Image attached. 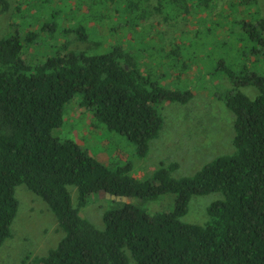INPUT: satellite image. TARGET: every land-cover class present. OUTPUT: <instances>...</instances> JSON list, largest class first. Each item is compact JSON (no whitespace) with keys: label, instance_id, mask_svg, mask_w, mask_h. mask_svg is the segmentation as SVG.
<instances>
[{"label":"trees","instance_id":"trees-1","mask_svg":"<svg viewBox=\"0 0 264 264\" xmlns=\"http://www.w3.org/2000/svg\"><path fill=\"white\" fill-rule=\"evenodd\" d=\"M86 1L82 4L90 8H109L101 19L126 17L124 26L133 30L155 13L188 18L218 5V0H156L155 6L151 0ZM257 2L229 0L227 8H257ZM8 8L0 0V13ZM257 11L259 17L245 23L246 31L262 42L264 14ZM76 32L80 41L87 40L86 28ZM33 39L30 34L28 40ZM23 48L17 36L0 41V247L11 237L19 210L16 187L26 185L49 206L65 233L33 264H129L130 257L136 264H264V77L247 70L237 77L224 67L235 87L217 96L235 115L234 154L216 158L190 177L175 178L174 162L142 180L133 176L131 164L111 169L77 143L56 137L65 106L80 95L82 106L94 109L109 131L126 136L146 157L164 126L158 106L186 104L194 92L151 82L120 46L93 56L65 47L63 54L35 67ZM173 48L175 54L182 45ZM243 86L255 87L258 96L251 99L239 89ZM69 186L78 189L77 207ZM99 193L129 199L104 213L102 230L80 214ZM168 193L175 195L170 212L150 213L133 203ZM210 193L222 198L209 205L208 222L182 221L191 198Z\"/></svg>","mask_w":264,"mask_h":264},{"label":"rangeland","instance_id":"rangeland-1","mask_svg":"<svg viewBox=\"0 0 264 264\" xmlns=\"http://www.w3.org/2000/svg\"><path fill=\"white\" fill-rule=\"evenodd\" d=\"M6 1L9 8L0 13V41L19 37L23 55L32 67L63 54L65 47L93 56L120 46L151 82L194 92L186 104L158 106L164 126L150 142L146 157L139 156L136 144L126 136L109 131L96 118L94 109L82 106L80 95L65 106L63 125L54 130L56 137L77 143L111 169L131 164L133 176L142 180L152 178L162 164L174 162L178 163L173 172L175 178L190 177L216 158L234 154L235 115L218 96L235 87L225 75L224 67L237 77L244 70L264 77V34L262 42L251 39L245 24L259 17L257 8L264 14V0H257V8L239 9H228L229 0H218L213 12H194L188 18H165L155 13L137 30L124 26L126 17L101 19L109 8H90L82 4L86 0ZM151 4L155 6L156 0H151ZM222 11L228 14L222 17ZM79 27L87 29L84 42L78 38ZM30 34H34L32 41L28 40ZM177 43L182 48L171 53ZM239 89L251 99L259 94L253 86ZM68 189L77 207L78 189L75 186ZM15 196L19 210L11 237L0 247V264H33L35 256L46 255L65 233L49 206L26 185L17 186ZM220 198V193L193 196L182 221L204 225L209 220V205ZM174 201L175 195L168 193L152 201L134 199L133 203L150 213H163L172 211ZM118 204L99 193L90 197L80 214L102 230L104 213L116 209ZM129 264H136L132 257Z\"/></svg>","mask_w":264,"mask_h":264},{"label":"water","instance_id":"water-1","mask_svg":"<svg viewBox=\"0 0 264 264\" xmlns=\"http://www.w3.org/2000/svg\"><path fill=\"white\" fill-rule=\"evenodd\" d=\"M106 196L116 201L129 202V199L127 197H120V196L112 195L110 193H107Z\"/></svg>","mask_w":264,"mask_h":264}]
</instances>
